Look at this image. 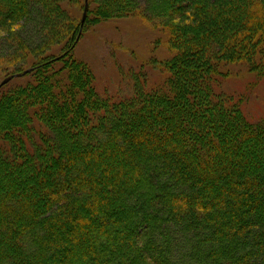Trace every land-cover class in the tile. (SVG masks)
Listing matches in <instances>:
<instances>
[{"label": "trees", "instance_id": "16d2710c", "mask_svg": "<svg viewBox=\"0 0 264 264\" xmlns=\"http://www.w3.org/2000/svg\"><path fill=\"white\" fill-rule=\"evenodd\" d=\"M29 1L0 0V15L15 9L21 17ZM126 1L132 4L134 0ZM126 1L117 0L120 8L126 7ZM161 1L166 4L159 18L178 9L179 18L186 17L183 8L190 6L194 11L187 12L192 24L170 25L176 52L164 66L171 72L172 95L145 87L134 72L128 98L113 104L101 101L102 107L93 102L94 109L101 111L92 107L98 118L85 120L81 126L87 134V147L77 143L80 130L66 137V126L53 124L50 117L53 136L58 132L59 144L68 149L63 162L60 150H52L47 141L46 129L41 130L38 142L33 141V152L24 151L28 122L18 131L13 122L6 124L0 119V174L8 171L3 184L0 182V204L6 199L15 202L12 208L4 203L0 206V239L9 238L16 245L7 254L0 243V264H54L51 248L62 252L69 241L87 245L103 236L109 243L104 240L100 247L85 250L86 264H264V121L252 123L243 117L237 102L212 98L222 65L243 61L253 71L260 64L255 57L264 47L258 45L264 42V0ZM34 2L46 3L44 16L54 24L58 21L57 1ZM89 93L78 97L74 118L85 113L84 108L88 111L85 104L93 99ZM16 94L10 92L13 98ZM7 96L0 98V104ZM49 108L50 113L55 109ZM107 115H113L114 122L108 121ZM179 115L183 123L178 122ZM96 129L109 136L106 148L94 142V136L101 135L92 133ZM14 138L24 152L9 149L12 156L3 148L4 142L14 144ZM154 147L156 150L150 151ZM35 160L37 168L17 170L24 164L34 166ZM146 163L154 165L143 177ZM77 172L85 181L64 180ZM17 173L21 178H12ZM43 180L49 186L45 187ZM56 180L66 182L58 185ZM108 181H113L109 191ZM4 185L13 192H26L27 197L24 201L5 197ZM30 191L35 192V198ZM87 193L90 199L86 200ZM49 196L57 199L51 201ZM37 205L43 206L42 213L36 212ZM227 211L232 216L229 221L223 218ZM48 213L56 217L45 225L43 216ZM30 215L34 222L24 227ZM37 228L47 230L55 246L43 240L34 258L25 252L21 239L28 232L37 233ZM123 232L126 249L110 244L112 234ZM60 234L68 235L67 242L58 239ZM75 256L74 250L65 264H76Z\"/></svg>", "mask_w": 264, "mask_h": 264}, {"label": "rangeland", "instance_id": "374dc122", "mask_svg": "<svg viewBox=\"0 0 264 264\" xmlns=\"http://www.w3.org/2000/svg\"><path fill=\"white\" fill-rule=\"evenodd\" d=\"M55 1L59 5V7L57 6L59 17L55 24L49 21L48 16H44L46 15L44 9L47 4L34 2V0L27 2L30 5L28 4L26 12L23 11L21 17L15 9L6 10L0 15V98L8 95L3 103L4 105L0 106V119L5 121L6 124L13 122V125H15L14 130L18 131L25 129L28 122L29 125L26 127L29 130L24 135L28 134L29 139L25 138L24 151L33 152L35 149L33 141L36 139L38 142L43 135L41 130L46 129L47 141L52 146V150H60L59 153L62 157L59 160L63 162V159L67 157L68 149L65 145L59 144L61 141L57 131V136H53V130L48 126L51 124L50 117L53 116L54 118L53 124L66 126V129H63L66 137H73L72 134L74 135L77 130H80L77 143L81 147H87V134H84L85 132L81 130V126L86 123L85 120L93 121L98 118L96 111H101V108H99L102 107L100 103L103 102L101 101L113 104L131 95V78L134 72L141 76L145 87L172 95L169 92L171 72L166 68L167 66H164V62L176 52L172 48L170 25L174 23L192 24L189 23V15L194 11H192L191 6L183 8L186 17L182 18L177 15L179 9L173 11V13L169 11V15L167 14V17L163 19L158 16L163 12L161 7L166 4L165 2L162 3L161 0H134L132 4L124 0L126 1V7L123 8H120L121 5L117 0ZM155 3H158V5H155ZM150 4L154 6V9L150 8ZM171 8H173V5ZM187 12L190 13L187 14ZM84 14H86L85 18ZM261 44L264 46V42L258 43V45ZM255 62L260 64L253 65V71H250L251 65L245 64L243 61L222 65L218 68L216 83L214 82L215 88H212L214 90L212 92L214 97L212 98H224L225 100L229 99L232 102H237L242 109L243 117H246L252 123L264 121V47L262 53L256 55ZM33 68L35 70L29 73ZM7 79L9 80L5 82ZM13 90L18 92L14 98L10 95ZM84 92H90L87 95L90 99L93 98L89 99L90 101L88 100L90 104L88 102L85 104L89 107L88 111L94 109V103H98L99 107L94 109L95 112L94 110L88 112L84 108L85 113H82L76 119V117H73L72 110L77 104L78 97H81ZM49 107L51 109L55 108L52 113L49 112ZM107 116H105L107 120L110 119L108 121L114 122L113 115ZM178 120L182 123L185 121L181 119L180 115ZM5 123L2 122L1 124L4 125ZM179 131H183L181 127ZM92 133L95 135L97 133L101 134L98 135V138L101 136L100 140L94 136V142L98 141L105 144V148L108 146L107 141L110 139L108 135L103 136L102 131L99 129L93 130ZM185 133L184 131L183 136L186 135ZM15 134L18 135L16 131ZM1 140L4 141L5 139ZM14 140V144L11 145L4 142L5 147L3 148L10 152L12 156L13 153L10 150L13 148L15 149L14 153L15 151L24 152L17 145V139L14 138ZM69 140L71 139H68L67 144L71 145ZM155 150L156 147L150 149V151ZM114 153L118 154L120 152L115 150ZM41 154L45 155L44 152H41ZM262 159L264 160V157ZM82 163L86 165L85 162ZM31 164L34 166L24 164L19 166L17 170L22 172L24 169H31V167L35 169L38 166V161L35 160ZM151 165L154 164H144L141 176L146 175L152 168ZM86 166L83 168L87 169ZM4 169L7 170V168ZM7 174L8 171L0 174V182L7 177ZM21 175V173H17V176L12 174V178H21ZM37 177L42 180L43 175ZM70 177L64 180L70 183L71 179L85 181V177L81 176V172H77ZM92 178L96 182L101 180L100 178ZM64 180L56 181L58 185H61L62 182L63 184L66 182ZM45 181L43 185L45 187L49 186L47 180ZM126 181L129 182L128 179ZM112 182L108 181L107 190L111 188ZM3 188L4 195L7 198L16 196L24 201L23 199L27 197L26 192L23 193L22 190L17 193V191L13 192L5 185ZM102 192L104 193V191ZM33 193L35 194V192ZM33 193L31 192L32 199L35 198ZM84 197L87 200L89 194H85ZM49 199L54 201L57 197L49 196ZM10 200L8 203L6 199L2 204H9L12 208L15 202L12 199ZM43 209V206L37 205L36 212L42 213ZM53 211L57 213L58 208ZM151 213L153 214L154 210ZM159 213H161L160 210ZM165 213V211L162 213L163 216H165ZM43 217L46 225L56 216L48 213ZM223 218L229 221L232 216L227 211L223 214ZM240 218L242 217L240 216ZM33 220V215L26 217L23 226H31ZM96 221L98 222L99 219ZM92 223L95 224L96 222L93 221ZM113 224L115 223L111 222V225ZM37 229V233L28 232L21 239L25 252L34 258L38 257L37 250L43 240H47L50 245H53L48 236L49 233L46 234L47 230ZM171 232L175 235L177 233L174 229H171ZM125 234V232L122 235L121 233L112 234L109 237L110 244L125 248ZM67 236L62 234L60 237L58 236V239L67 242ZM104 240L109 243L104 236L90 242L92 245L89 242L87 245L82 243L76 245L72 241L75 244L73 250L77 255L75 256L77 257L76 264H86L84 262L86 260L85 250L89 251L91 246L100 247L101 242ZM0 243L7 254L14 251L16 246L9 238L0 239ZM131 248L133 249V247ZM53 249L51 248L49 253L55 257V260L54 257H51L54 262H56V258L58 260L65 255L64 249L62 252L60 250L56 252ZM46 261L48 262V258H46ZM3 264L18 263L6 261Z\"/></svg>", "mask_w": 264, "mask_h": 264}, {"label": "bare ground", "instance_id": "6f19581e", "mask_svg": "<svg viewBox=\"0 0 264 264\" xmlns=\"http://www.w3.org/2000/svg\"><path fill=\"white\" fill-rule=\"evenodd\" d=\"M3 105H4L3 103L0 104L1 107ZM0 113H1V110H0ZM73 246H74V243H72L71 241L67 242V245L65 248V255L58 260L56 258V262H54V264H64L72 256V253L74 251Z\"/></svg>", "mask_w": 264, "mask_h": 264}, {"label": "water", "instance_id": "95a60500", "mask_svg": "<svg viewBox=\"0 0 264 264\" xmlns=\"http://www.w3.org/2000/svg\"><path fill=\"white\" fill-rule=\"evenodd\" d=\"M86 17V14H84V18ZM9 79L5 80V82H7Z\"/></svg>", "mask_w": 264, "mask_h": 264}]
</instances>
